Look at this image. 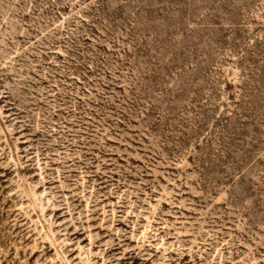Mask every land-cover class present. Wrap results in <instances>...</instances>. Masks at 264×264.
I'll return each instance as SVG.
<instances>
[{
  "label": "rangeland",
  "instance_id": "1",
  "mask_svg": "<svg viewBox=\"0 0 264 264\" xmlns=\"http://www.w3.org/2000/svg\"><path fill=\"white\" fill-rule=\"evenodd\" d=\"M0 264H264V0H0Z\"/></svg>",
  "mask_w": 264,
  "mask_h": 264
}]
</instances>
